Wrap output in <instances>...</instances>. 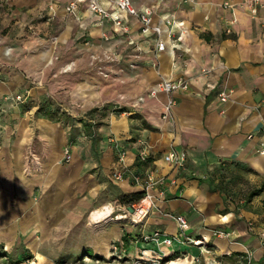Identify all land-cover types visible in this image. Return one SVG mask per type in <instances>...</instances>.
<instances>
[{"label": "crops", "instance_id": "crops-1", "mask_svg": "<svg viewBox=\"0 0 264 264\" xmlns=\"http://www.w3.org/2000/svg\"><path fill=\"white\" fill-rule=\"evenodd\" d=\"M226 1L232 3L233 9L223 7ZM131 4L136 10L152 11L154 25L161 28L159 40L166 47L163 52L155 53L156 36L142 34L140 23L125 13L121 17L127 32L90 14L85 6L76 12H67L65 0H47V8L53 5V9L48 8L40 17L46 16L50 21L59 14L65 21L64 36H68L73 23L81 36H86L88 45L98 43L106 48L138 49L144 53L140 59L147 65L143 67L140 83L142 102L135 105L143 119L138 137L131 131L134 118L129 116L110 118L108 125H99L96 129L86 125L90 128L87 133L91 138L88 149L91 154L85 151L83 156L58 123L45 116L29 117L30 112L21 116L20 107L3 103L12 92L9 86L0 83V108L1 112L6 111L3 115L0 113V208L5 203L8 205L7 218L11 223L12 215L14 220L19 209L31 205L34 194L43 192L48 183L65 182L68 186L71 179L83 176L96 166L101 167L99 174L108 178L114 196L130 195L139 191L132 185L130 175L155 169L165 178L161 187L164 197L155 203L162 214L184 216L189 224L187 235L201 241L205 250L223 256L225 263L231 260L242 264L249 257V264H264V249L257 235L259 231L264 232V155L257 153L260 143H264V29L260 26L264 9L252 15L242 0H199L196 4L180 0H131ZM101 5L109 10L105 2ZM165 19L174 20V24L165 25ZM181 30L184 33L177 38ZM6 44L5 40L0 41V64L9 62L12 72L16 68L26 72L24 64L14 56L9 55L8 61L5 60ZM9 52L13 55L15 49ZM26 70L29 74L33 72L30 68ZM180 79L187 82L188 88L173 94L175 105L169 121L163 122L161 115L168 97L159 91L155 95L150 93L162 81ZM32 85L33 81L26 77L18 102L26 103L34 94ZM223 89L231 91L226 103H220L218 98ZM84 91L77 85L70 93V102L74 103L70 105L66 95L63 108L71 113L90 111L95 100L83 102ZM107 138L111 147L107 145ZM67 143L72 144L71 159L64 168L60 164L63 160L60 150ZM145 147L149 158L142 163L137 154ZM119 151L124 153L122 161ZM169 151L185 154L182 168L163 162V156ZM121 168L126 170L122 179L113 181L110 173ZM231 189L245 193L237 202H232L230 193L222 192ZM252 193L255 194L251 196ZM133 203H127L124 208ZM103 208L93 212L97 211L99 217L107 216L110 211L104 215ZM3 217L1 209L0 227L7 222ZM142 223L139 233L143 236L158 231L161 236L178 238L175 222L164 216L154 213ZM249 224L253 227L251 230ZM216 230L229 233L230 237H214ZM130 238L136 241V236ZM132 243L131 253L135 255L147 253L144 250L149 248L169 254L167 264H194L196 256H206L200 248L197 252L177 240L171 247H157L152 242ZM186 259L188 262L184 263Z\"/></svg>", "mask_w": 264, "mask_h": 264}, {"label": "rangeland", "instance_id": "rangeland-1", "mask_svg": "<svg viewBox=\"0 0 264 264\" xmlns=\"http://www.w3.org/2000/svg\"><path fill=\"white\" fill-rule=\"evenodd\" d=\"M15 1L10 5L0 1V41L7 43L3 52L5 60L8 61L9 55L14 56L24 64L26 72L18 68L12 72L9 62L0 64V83L9 86L12 92L2 102L20 107L21 116L30 112L29 117L45 116L58 123L83 156L85 151L91 154L88 151L91 138L87 133L90 128L86 125L96 129L99 125H108L110 118L129 116L134 118L131 131L134 130V137H138L143 119L135 105L142 102L140 83L147 65L140 59L144 53L138 49L106 48L98 43L88 45L86 36L82 37L73 23L68 36H64L62 16L57 14L50 21L46 16L40 17L41 13L47 12V0ZM260 4L264 9V0H260ZM260 26L264 29V21ZM12 48L15 49L13 55L9 54ZM26 68L33 72L29 74ZM26 77L33 81L35 92L26 103L18 102L16 95L22 91ZM77 85L85 90L83 102L95 100L90 111L71 113L63 108L66 95H69V104L74 103L70 102V93ZM1 110L2 115L6 113ZM7 113L11 115V112ZM161 120L166 121L162 115ZM106 141L111 147L108 138ZM70 144L61 147L60 159L66 152H71ZM99 155H102L101 151ZM66 163L64 159L60 160L64 168ZM100 169L96 166L87 170L83 176L71 179L68 186L63 184L65 182L48 183L41 191L43 198L39 192L34 194L32 204L21 207L15 221L12 215L11 223H8V205L5 203L0 208L7 220L0 227V264H167L169 254L157 248H149L144 250L147 253L142 251L137 255L131 253L132 242L147 243L144 240L146 234L139 233L142 222L154 213L161 216L166 213L154 208L139 224L122 218L127 202L122 200L123 195H113V187L107 177L99 174ZM222 192L224 195L230 193L232 202H237L245 193L237 189ZM103 207L110 211L107 217L89 220L93 211ZM123 234L130 235L122 239ZM133 235L136 241L130 238ZM190 246L197 252L200 248L199 251L206 253V256H196L194 264H236L231 260L223 262V256L205 250L201 241ZM249 259L242 260V264H248Z\"/></svg>", "mask_w": 264, "mask_h": 264}, {"label": "built area", "instance_id": "built-area-1", "mask_svg": "<svg viewBox=\"0 0 264 264\" xmlns=\"http://www.w3.org/2000/svg\"><path fill=\"white\" fill-rule=\"evenodd\" d=\"M4 2H11L15 0H1ZM160 1V0H158ZM183 3L187 4H196L199 0H180ZM101 2H105L109 7V10L101 5ZM242 4L249 10L252 15H256L258 10L261 7L260 0H242ZM85 6L86 11L90 14L99 17L101 20L109 21L114 26L120 28L123 32H127V27L123 24V20L121 17V13L127 14V16L136 19L140 23V32L142 34L153 33L156 36V42L154 45L155 53H161L165 50V44L159 40V36L161 35V28L158 25H154L152 11L149 8H144L142 10H136L132 4L131 0H65V10L67 12L73 13L76 12L79 7ZM224 8L233 9L232 3L226 1L223 3ZM49 10L52 11L53 5H50ZM164 24L167 26H172L174 24V20L165 19ZM177 24V23H176ZM180 26L181 24H177ZM184 33V30L179 32L177 38H179ZM176 38V36L172 35ZM206 72V71H205ZM204 72V73H205ZM188 88V84L184 80L177 81H162L160 82L155 89L151 91L152 95H155L156 92H162L167 95V101L164 105V112L162 114V118L164 120H168L171 116V111L175 105V101L172 95L176 92L185 91ZM229 91L223 89L218 93V98L220 103H226L229 100ZM17 101H21V96H16ZM257 153L259 155H264V143H260L259 148L257 149ZM124 153L119 151V160H123ZM149 158L148 149L145 147L137 154V159L139 162L146 163ZM185 154L182 152L180 154L175 153L173 151H169L163 156V162L173 168H182L184 166ZM63 159L65 162H69L71 159L70 153H65L63 155ZM126 170L124 168L115 169L110 173L111 179L113 181H120L124 175ZM130 179L132 185L137 187L140 193L143 194L142 198L134 202L126 209V213L121 216L122 218H128L133 224L141 223L152 211V209L156 208L155 203L159 202L164 197V192L161 189L165 184V178L163 176H159L155 169L150 171H145L144 174H131ZM171 184L174 183L173 180L170 181ZM132 209L130 213L128 209ZM165 217L171 219L175 222L179 235L178 238H170L166 236H161L160 232L156 231L148 236L144 237V240L147 242H152L157 246L165 245L167 247H171V245L177 240L181 243L187 244H195L198 240L193 239L189 235H187V231L189 230V224L184 216L178 215L173 216L170 214H165ZM251 230L253 227L251 224L248 225ZM258 238L260 241V246L264 249V232H258ZM213 236L221 239H228L230 237L229 233L223 231H214ZM163 237V239H161ZM161 239V240H160ZM250 260V259H249ZM250 261H248L249 264Z\"/></svg>", "mask_w": 264, "mask_h": 264}, {"label": "trees", "instance_id": "trees-1", "mask_svg": "<svg viewBox=\"0 0 264 264\" xmlns=\"http://www.w3.org/2000/svg\"><path fill=\"white\" fill-rule=\"evenodd\" d=\"M255 193H252V195H254ZM143 194L140 193L139 191L132 193L130 195H124L122 197V200L126 201L128 204L132 203V202H137L142 198ZM89 257V256H88Z\"/></svg>", "mask_w": 264, "mask_h": 264}, {"label": "bare ground", "instance_id": "bare-ground-1", "mask_svg": "<svg viewBox=\"0 0 264 264\" xmlns=\"http://www.w3.org/2000/svg\"><path fill=\"white\" fill-rule=\"evenodd\" d=\"M103 211H104V215L107 214V213H109V210L106 209V208H103V209L101 210V213H102ZM94 212H95V211H94ZM94 212L92 213L91 218H93V219H97V216L99 217L100 214H98L97 211H96V213H94ZM101 215H103V214H101ZM107 216H108V215H107ZM107 216H106V217H107ZM119 218H121V217H118V219H119Z\"/></svg>", "mask_w": 264, "mask_h": 264}, {"label": "water", "instance_id": "water-1", "mask_svg": "<svg viewBox=\"0 0 264 264\" xmlns=\"http://www.w3.org/2000/svg\"><path fill=\"white\" fill-rule=\"evenodd\" d=\"M128 211L131 213L132 212V209L129 208Z\"/></svg>", "mask_w": 264, "mask_h": 264}]
</instances>
